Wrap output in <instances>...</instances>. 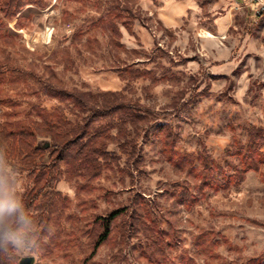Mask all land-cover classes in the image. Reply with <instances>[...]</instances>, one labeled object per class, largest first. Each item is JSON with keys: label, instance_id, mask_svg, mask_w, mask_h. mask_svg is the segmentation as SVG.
I'll return each mask as SVG.
<instances>
[{"label": "rangeland", "instance_id": "rangeland-1", "mask_svg": "<svg viewBox=\"0 0 264 264\" xmlns=\"http://www.w3.org/2000/svg\"><path fill=\"white\" fill-rule=\"evenodd\" d=\"M44 1L42 10L21 20L23 27L0 12V35L8 31L13 37L0 40V130L9 123L37 119L36 107L52 111L60 106L69 119H78L45 93L48 68L66 89L121 91L151 115L145 125L129 126L130 138L139 148L135 157L112 143L109 149L121 157L118 164L96 178L62 177L43 191L37 204L51 197L46 191L54 194L49 238L44 239L52 237V242L44 245L46 249L41 243L32 250L27 244L14 246L18 264L31 255L34 264H148L141 251L149 252V234L142 229L136 236H126L127 215L91 255L98 229L95 218L116 208L140 209L139 197L149 221L171 236V258L185 253L196 264H246L255 258L264 264V165L260 171H248L239 185L226 191L205 189L191 208L177 206L169 196L175 182L188 183L199 195L193 175L204 171V160L233 172L225 163L232 141L244 145L250 126L264 130V19L250 18L237 0H195L198 8L189 12L184 25L169 29L158 14L163 0H133L137 15L133 33L121 22L119 26L121 43L139 51L137 56L112 48L109 30L98 22L113 0ZM222 28L226 30L221 33ZM79 30L84 32L82 43L91 37V49L73 44ZM124 64L152 69L166 80H122L108 69ZM157 123L176 134L174 151L187 157L182 167L169 163L170 153H162L153 134ZM45 141L38 137L37 147ZM128 148L131 151V144ZM1 160L11 174L8 192L23 202L33 178L19 171L18 164ZM49 161L48 152H43L35 163Z\"/></svg>", "mask_w": 264, "mask_h": 264}, {"label": "trees", "instance_id": "trees-1", "mask_svg": "<svg viewBox=\"0 0 264 264\" xmlns=\"http://www.w3.org/2000/svg\"><path fill=\"white\" fill-rule=\"evenodd\" d=\"M133 3H135L133 0H113L100 15L98 22L109 30V42L112 48L139 56V51L127 50L121 43L122 33L119 26L121 22L129 32L133 33L134 21L137 18ZM43 7H45L44 0H0V12L5 18L14 21L18 27H23L21 20L29 19V14L42 10ZM83 36L82 30L77 31L73 44L77 41V47L83 44V48L91 49V37L82 43ZM12 39L10 32H1V41L9 42L8 40ZM98 45H100L99 40ZM108 69L116 72L122 80L135 81L140 78H151L155 83L166 80L165 77H157L152 69L139 68L134 64L111 66ZM48 71L50 75L44 87L45 93L69 107L70 112L78 119H69L60 106L52 111L36 107L37 119L30 117L9 123L0 130V195H11L8 192L11 174L2 168L1 158L12 161L14 167L18 164V170L27 171L34 181L28 197L22 202L24 222H21L17 216H13L10 218L12 223L9 224L13 230H23L28 241L27 247L31 250L34 247L38 249L40 243V247L46 249L44 245L49 244L48 242H52L53 239L50 237L48 242L44 241L45 238H49V217L54 211L52 210L54 194L46 191V196L51 197L37 204L38 198L44 194L43 191L62 177L96 178L101 175L103 169H110L113 164H118L121 157L109 149L112 143H118L119 149L130 155L129 158L135 157L139 148L130 138L129 126L136 129L145 125L150 121L151 115L140 104L128 99L121 91L92 93L66 89L54 71L50 68ZM206 96L210 94L207 93ZM145 131L147 132V129ZM247 132L248 140L244 145L233 140L227 151L225 163L229 169H234L233 172L228 173V170L220 164H208L209 161L204 160L202 163L204 171L193 175V179L198 183L199 195L192 192L188 183L184 185L179 182L174 183L169 196L174 199L177 206L191 208L199 202L205 189L215 193L221 190L226 191L232 184L239 185L248 171L261 170L264 165V151H262L264 130L250 126ZM153 134L162 146V153L171 154L168 158L170 164L182 167L187 162V157L174 151L176 134L171 128L166 124L157 123ZM38 137H50L51 145L46 150L37 147ZM130 144L131 151L128 148ZM43 152H48L50 161L38 166L35 161ZM233 160H236L237 164L232 165ZM138 202L140 209L127 212L124 207L116 208L107 215H99L95 218L94 223L98 229L94 233L95 238L91 241V255L111 238L115 223L127 215L126 236H136L142 229L149 234L146 248L150 253L141 251V257L148 264H196L195 260L185 253L180 257H170L169 252L174 246L171 236L167 231L159 229L153 221H149L150 217L142 197H139ZM126 236L123 235L124 238ZM14 250L15 247L12 244L5 245L0 240V264H18V257ZM246 264L261 263L255 258L250 259Z\"/></svg>", "mask_w": 264, "mask_h": 264}, {"label": "clouds", "instance_id": "clouds-1", "mask_svg": "<svg viewBox=\"0 0 264 264\" xmlns=\"http://www.w3.org/2000/svg\"><path fill=\"white\" fill-rule=\"evenodd\" d=\"M24 205L12 195H0V240L22 248L28 242L23 230L16 231L9 226V219L13 216L24 222ZM54 228L52 229V232Z\"/></svg>", "mask_w": 264, "mask_h": 264}, {"label": "crops", "instance_id": "crops-1", "mask_svg": "<svg viewBox=\"0 0 264 264\" xmlns=\"http://www.w3.org/2000/svg\"><path fill=\"white\" fill-rule=\"evenodd\" d=\"M241 4L240 8H246L250 18L252 13L248 7L246 0H237ZM193 8H198L195 0H163V4L159 7V18L163 25L169 29H175L184 25L189 12ZM192 21H189L191 26ZM226 29L222 28L221 33Z\"/></svg>", "mask_w": 264, "mask_h": 264}, {"label": "built area", "instance_id": "built-area-1", "mask_svg": "<svg viewBox=\"0 0 264 264\" xmlns=\"http://www.w3.org/2000/svg\"><path fill=\"white\" fill-rule=\"evenodd\" d=\"M252 13V18L256 21L264 19V0H246Z\"/></svg>", "mask_w": 264, "mask_h": 264}, {"label": "water", "instance_id": "water-1", "mask_svg": "<svg viewBox=\"0 0 264 264\" xmlns=\"http://www.w3.org/2000/svg\"><path fill=\"white\" fill-rule=\"evenodd\" d=\"M51 145V140L46 138V141L43 143H38L40 148L46 149ZM35 263V256H25L20 258L19 264H34Z\"/></svg>", "mask_w": 264, "mask_h": 264}]
</instances>
